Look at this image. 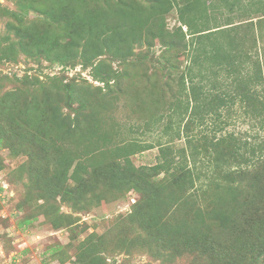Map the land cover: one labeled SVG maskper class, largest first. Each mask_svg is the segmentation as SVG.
I'll use <instances>...</instances> for the list:
<instances>
[{"label":"rangeland","instance_id":"374dc122","mask_svg":"<svg viewBox=\"0 0 264 264\" xmlns=\"http://www.w3.org/2000/svg\"><path fill=\"white\" fill-rule=\"evenodd\" d=\"M201 1L207 25L238 26L182 34ZM164 2L158 20L157 0H0V264H264V0ZM142 5L116 37L119 7ZM192 86L224 107L188 133ZM227 180L222 232L192 202L210 209Z\"/></svg>","mask_w":264,"mask_h":264},{"label":"trees","instance_id":"16d2710c","mask_svg":"<svg viewBox=\"0 0 264 264\" xmlns=\"http://www.w3.org/2000/svg\"><path fill=\"white\" fill-rule=\"evenodd\" d=\"M157 3L160 4H156L155 6H159L160 8V13H159V17H157L158 20L164 18L162 16H164V14H161V12H166L169 10H163L161 7H163V4H165L166 2L162 3V0H157ZM202 4V1L199 2L197 4V8L196 10L194 9L192 12H187L186 14L184 12H181V17H178L180 26L179 29L183 34V27H187V29L190 31V33L192 34V36H195L198 38H200L201 40L204 38H206V36L209 35H215L217 33H220V29L224 28L226 31L227 29H231V28H235L236 26H238V24H234L231 22L229 23V19H228V23L225 26H217L218 23L215 21L213 22V24H206L204 18L205 17H198L196 15V12L199 10V5ZM123 10L125 9V12L120 10V7L117 11V15L119 17H121V20L123 17L128 19L129 24H133L135 21L145 18V17H141L146 11H153V9L151 8V6H143L142 8H138V7H124L122 8ZM155 10V9H154ZM185 9H183L184 11ZM120 12V13H118ZM191 13V14H190ZM50 17H54L53 15H50ZM56 17V16H55ZM154 17V15H153ZM150 17H147V19ZM155 18V17H154ZM217 18V17H216ZM254 21L251 19V23H253ZM195 24H198V26ZM217 24V25H216ZM200 25V26H199ZM240 25V24H239ZM128 26V23L124 22L122 20V23L120 21V26L116 28V37H125L126 35H128L127 29L126 27ZM206 26H208L209 28H207L206 30ZM165 32V31H163ZM92 33V31L90 32V34ZM164 33H158L155 36L156 40H160L161 36H163ZM220 36H223L222 34ZM218 36H216V38H214V40L216 41L215 43L217 44L218 41ZM206 40V39H205ZM204 40V41H205ZM210 39H207V41H209ZM211 41V40H210ZM238 42H233L231 41V46L232 48H234L235 50H231L230 51H237L239 49H237L238 46ZM212 45V44H211ZM214 45L213 44V48L212 50H214ZM242 43L239 44V46L241 47ZM222 50L224 52V54H227L226 49L224 48V46L220 43H218V46L215 48V50ZM96 53L97 56H101L102 53V49L101 48H96V50H94V54ZM240 54H241V50H240ZM223 56V55H222ZM230 67V66H228ZM102 83H104V81H100ZM190 90L192 92H194L193 94V102L192 105L190 103H188L185 107V112L182 115V122L185 121V125H184V129L185 131H188L191 129V127H193L196 124H200L202 125L205 121L204 118H207V113L209 112V110L211 109L213 112L221 110V108L224 107V104L221 103L222 101H220L219 105L217 107H210L206 105H202L201 101L199 99H197L195 91H194V87L192 86L190 88ZM173 117V116H172ZM181 122V123H182ZM173 123L170 121V119H168V124L167 126L170 127V125H172ZM168 131V130H166ZM189 138V137H188ZM191 142V141H190ZM123 148H119L116 150V152L118 154H123L124 151H122ZM193 154V153H192ZM170 163V162H169ZM169 163H162L161 165H158L156 167H153V171L155 172V174L157 175V173L159 174V171H165L167 173H169L170 171V167H169ZM133 174H136L138 172H136V170H132L131 171ZM148 173V172H147ZM152 173V172H151ZM189 174L191 175V183L192 185H196L198 184L200 181L198 179L197 174H193V172L189 171ZM135 185L138 186V183H135ZM166 187H163V189H165ZM216 188H218V190L214 193H212L211 195L214 196V194H216L214 200H212V202H214L213 207H211L210 209H205V207H201L200 205L197 204V202H192V204H194V206H196V220L199 224L207 226V227H214V228H221L222 232H228L230 229V224H231V215L229 214L228 210L230 208V202L234 201L235 204H239V196L241 195L240 193V188L238 186L235 185V182L233 184H230V182L227 180L225 182V184H221L218 183L216 184ZM163 200H161L159 203L155 204L154 209L156 210L153 214V216L151 217V221L152 223H159V219L162 218L163 214H161L159 216L158 211L160 210V208L163 207V205H161ZM177 202V204H175ZM184 202L182 201H178V200H174V205L172 204V202L168 203V206L165 205V208L167 211H170L175 205H184ZM165 204V203H163ZM198 205V207H197ZM195 210V211H196ZM186 225V221L185 219H183L182 221H180L179 223H177V225L172 226V228H176L177 232L182 230V227H184ZM153 227V226H152ZM171 228V227H170ZM171 228V229H172ZM154 229V227H153ZM173 230V229H172Z\"/></svg>","mask_w":264,"mask_h":264},{"label":"crops","instance_id":"0c3cea01","mask_svg":"<svg viewBox=\"0 0 264 264\" xmlns=\"http://www.w3.org/2000/svg\"><path fill=\"white\" fill-rule=\"evenodd\" d=\"M260 81V79H258Z\"/></svg>","mask_w":264,"mask_h":264}]
</instances>
